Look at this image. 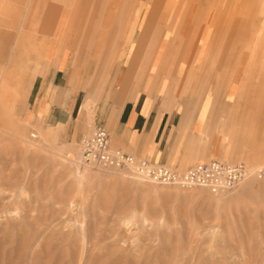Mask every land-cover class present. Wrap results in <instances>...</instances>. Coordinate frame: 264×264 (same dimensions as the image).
Returning a JSON list of instances; mask_svg holds the SVG:
<instances>
[{
	"label": "rangeland",
	"instance_id": "rangeland-1",
	"mask_svg": "<svg viewBox=\"0 0 264 264\" xmlns=\"http://www.w3.org/2000/svg\"><path fill=\"white\" fill-rule=\"evenodd\" d=\"M181 1L189 10L191 0ZM206 1L197 12L213 15L208 28L222 34L215 43L227 45L228 53L218 50L204 67L200 37L182 43L173 25L156 19L151 29H160V36L148 43L152 50L138 59L133 78L140 79L141 91L176 101L198 103L211 95L220 101L230 90V109L241 106L245 117H264V0ZM179 2L163 0L161 10L173 8L176 17ZM94 3L34 0L24 25L31 0H0V22L15 21L0 26V264H264V182L246 181L217 195L143 182L128 171L82 161L80 142L95 127L89 102L81 120L34 119L37 73L23 68L27 47L43 37L49 46L61 35L82 33L87 27L74 24L76 18L104 16ZM133 7L136 17L137 2ZM46 11L43 36L39 23ZM253 45L254 53L236 52ZM16 48V64L8 65Z\"/></svg>",
	"mask_w": 264,
	"mask_h": 264
},
{
	"label": "crops",
	"instance_id": "crops-1",
	"mask_svg": "<svg viewBox=\"0 0 264 264\" xmlns=\"http://www.w3.org/2000/svg\"><path fill=\"white\" fill-rule=\"evenodd\" d=\"M133 1L138 4L136 17L133 16ZM162 1L95 0L94 9L105 10L104 16L76 18L74 24L87 27L82 33L61 35L58 42L54 39L49 46L48 37L41 38L39 42L42 43L30 44L23 68L27 72L34 68L37 73L33 86L34 119L49 124L81 120L89 109V102L94 126H102L108 132L111 148L155 165L182 170L183 164L211 159L243 162L249 166L264 163V117L258 113L245 117L246 111L241 106L235 111L230 109L229 103L234 100L229 102L230 90L220 101L211 95L198 103L185 98L167 99L140 90V79L133 78L134 67L138 59L149 56L152 45L150 48L148 43L160 36V29L154 32L151 29L156 19V24L173 25L182 43L188 41L190 44L200 37L204 42L203 47L199 46V52L204 48V67L218 50L228 53L227 45L219 47L215 43L222 34L214 35L208 28L215 20L213 15L197 12L207 6L206 0L203 3L191 0L189 10L185 6L187 2L182 5L180 0L178 12L175 9L173 13L176 17L171 16L173 8L161 10ZM33 2L31 0L26 10L24 25L30 23L28 16ZM15 14L16 18L20 15L19 12ZM172 19L175 22H168ZM14 24V20L0 22L4 27ZM39 24L44 36L48 32V11L44 12ZM138 28L141 33L134 35ZM193 49L191 45L190 50ZM245 50L254 53L256 45L252 50L241 46L236 52L242 55ZM44 51L46 57L42 62ZM19 52L17 48L12 51L8 65L15 66L14 56ZM33 59H41V62H32Z\"/></svg>",
	"mask_w": 264,
	"mask_h": 264
},
{
	"label": "built area",
	"instance_id": "built-area-1",
	"mask_svg": "<svg viewBox=\"0 0 264 264\" xmlns=\"http://www.w3.org/2000/svg\"><path fill=\"white\" fill-rule=\"evenodd\" d=\"M80 156L84 163L102 169L125 170L136 179L159 186L182 189L199 188L217 195L235 189L246 181L264 182V165L249 166L243 162L202 160L185 170L155 165L121 149L110 146L108 132L95 126L80 142Z\"/></svg>",
	"mask_w": 264,
	"mask_h": 264
},
{
	"label": "bare ground",
	"instance_id": "bare-ground-1",
	"mask_svg": "<svg viewBox=\"0 0 264 264\" xmlns=\"http://www.w3.org/2000/svg\"><path fill=\"white\" fill-rule=\"evenodd\" d=\"M256 36V35H255ZM243 38V40H244V36L242 37ZM254 40V39H253ZM252 46V45H251Z\"/></svg>",
	"mask_w": 264,
	"mask_h": 264
}]
</instances>
